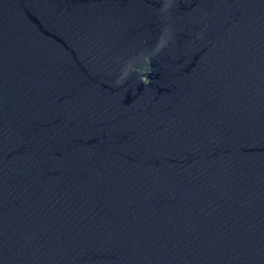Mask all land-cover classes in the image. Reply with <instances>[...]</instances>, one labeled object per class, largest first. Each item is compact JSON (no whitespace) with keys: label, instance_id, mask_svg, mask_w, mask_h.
I'll use <instances>...</instances> for the list:
<instances>
[{"label":"water","instance_id":"water-1","mask_svg":"<svg viewBox=\"0 0 264 264\" xmlns=\"http://www.w3.org/2000/svg\"><path fill=\"white\" fill-rule=\"evenodd\" d=\"M0 264H264V0H0Z\"/></svg>","mask_w":264,"mask_h":264},{"label":"clouds","instance_id":"clouds-1","mask_svg":"<svg viewBox=\"0 0 264 264\" xmlns=\"http://www.w3.org/2000/svg\"><path fill=\"white\" fill-rule=\"evenodd\" d=\"M152 71V69L149 67L147 69V72L150 73ZM141 82L144 84V85H148L151 81L149 80L148 76L147 75H144L141 77Z\"/></svg>","mask_w":264,"mask_h":264}]
</instances>
